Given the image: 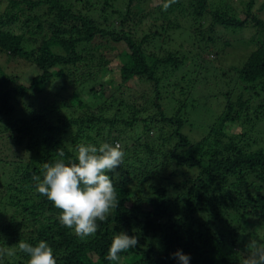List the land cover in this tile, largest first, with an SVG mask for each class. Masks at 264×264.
Segmentation results:
<instances>
[{"label": "trees", "instance_id": "trees-1", "mask_svg": "<svg viewBox=\"0 0 264 264\" xmlns=\"http://www.w3.org/2000/svg\"><path fill=\"white\" fill-rule=\"evenodd\" d=\"M213 1L176 0L164 10L167 0H0V58L41 72L18 84L0 64V247L16 248L0 264H28L21 240L45 241L57 264H178V249L190 264H242L251 241L264 243V20L257 0L242 14L226 5L212 11ZM206 13L211 25L197 28ZM175 14L194 21L192 56L166 47L179 31ZM250 24L260 35L230 68L237 88L209 92L203 53L230 46L221 30ZM190 65L195 78L180 72ZM132 83L145 84L144 94L130 93ZM199 85L205 92L196 96ZM103 143L125 152L119 175L109 173L119 206L81 238L34 177L43 178L45 163L76 162L81 144ZM121 231L139 243L109 261Z\"/></svg>", "mask_w": 264, "mask_h": 264}, {"label": "clouds", "instance_id": "clouds-1", "mask_svg": "<svg viewBox=\"0 0 264 264\" xmlns=\"http://www.w3.org/2000/svg\"><path fill=\"white\" fill-rule=\"evenodd\" d=\"M176 0H167V10ZM60 157L63 151H58ZM125 152L119 144L103 143L99 146L81 144L78 146L76 162L57 159L54 164H44L43 178L36 176V189L61 210L59 220L63 226L72 229L81 238L93 236L98 230L97 221H106L119 206L115 186L109 173H116L122 164ZM139 241L126 232L116 233L111 241L106 259L119 261L120 253L135 248ZM18 250L29 257L28 264H57L53 249L40 241L36 246L19 241ZM242 264H264V243L251 241ZM16 254L14 247H0V258ZM172 257L178 264H190V255L176 250Z\"/></svg>", "mask_w": 264, "mask_h": 264}, {"label": "rangeland", "instance_id": "rangeland-1", "mask_svg": "<svg viewBox=\"0 0 264 264\" xmlns=\"http://www.w3.org/2000/svg\"><path fill=\"white\" fill-rule=\"evenodd\" d=\"M217 3L214 5V1H213V6L212 7L209 6V9L214 11L212 9L213 7L216 6L220 7L226 5L227 7H230L234 13L242 14L245 9V6L248 3V0H217ZM254 11L256 12L259 18L264 20V0L256 1ZM209 15H211V13L208 14L206 13L204 17L205 19L201 21V25L195 24L196 27L201 29L208 28L212 22V18ZM174 16H175L174 17L175 23L179 25L178 28L179 31L175 32L170 37V40L167 43L166 47L172 51L181 52L184 50L186 53L189 54V56H192V54H196L197 51H194L192 53L189 52L190 50H193V48H197L194 45L199 40L195 37V35H193L195 31V26L193 25L194 21H192L189 17H185L184 14H181L180 16L175 14ZM241 17L244 16L241 15ZM219 35L221 36V41L225 42L223 40H226L230 44V46L229 47L223 46L224 43L219 42V49H217L218 55L209 52L203 53L206 59L211 62V64L207 66L209 68H206V70L209 69L211 72L207 73L206 77L209 80V86H210V90L208 89V91L212 92L213 94L219 91L225 93L226 88H224V83L231 82L229 88H232V90L237 88V86L234 85V79L236 76L234 73H232L230 68L241 66V63L244 62V59L247 58L253 51L256 50L257 45L255 44V38L253 37L259 36L260 33H258L257 28H255L253 25L250 24L246 28L240 30L229 29L227 30V33L221 30V34L219 33ZM0 64L2 65V67L6 69L7 73L13 74V76H17L19 78L18 84L29 85L33 78L41 74V72L35 66H33L32 64L28 63L23 59L14 60V59H7L6 57H2L0 58ZM119 66L120 65L118 64V60L115 61L110 66L109 75L111 74V77L115 78L116 81L114 82L113 86H116L119 83L118 80H116V75L118 73ZM190 66H192L190 70L189 67L187 69L182 67V70L180 72L183 73L187 72L188 75L190 74L195 78L197 71V69L195 68L196 65L195 66L190 65ZM56 82L54 83L56 84ZM128 91L130 93L135 92L137 93V95L141 96L145 92V84L132 83L131 89ZM172 92H174V89L169 90V95H171ZM192 92L197 96L202 92H205V90L203 86L199 85L193 88ZM82 94L85 95V97H87L86 92ZM223 100L224 99H219L217 101V104L219 105V108H217L218 111H221L223 109V104H225L224 102L225 100L224 101ZM260 128L263 129L264 125L261 126ZM229 132L230 133L237 132V125H232L229 128Z\"/></svg>", "mask_w": 264, "mask_h": 264}]
</instances>
